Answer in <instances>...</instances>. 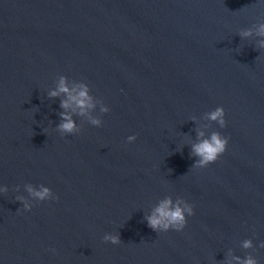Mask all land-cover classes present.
<instances>
[{"label": "water", "instance_id": "obj_1", "mask_svg": "<svg viewBox=\"0 0 264 264\" xmlns=\"http://www.w3.org/2000/svg\"><path fill=\"white\" fill-rule=\"evenodd\" d=\"M261 23L264 0H0V264H264ZM61 77L88 115L49 96ZM214 132L226 151L197 169ZM166 198L194 208L181 232L148 226Z\"/></svg>", "mask_w": 264, "mask_h": 264}, {"label": "clouds", "instance_id": "obj_2", "mask_svg": "<svg viewBox=\"0 0 264 264\" xmlns=\"http://www.w3.org/2000/svg\"><path fill=\"white\" fill-rule=\"evenodd\" d=\"M252 35L251 30H247L241 33L242 37H249ZM257 36L264 37V23L257 26ZM260 47H264V42L261 43ZM89 89L86 85L81 84L77 87L69 89L67 86L66 79L61 77L57 90L51 91L49 93L50 97H57L61 94L67 96L66 100L61 102V107L65 110L75 105L79 109L80 116H86L89 110L94 108L95 105L92 103V97L88 94ZM101 111L104 113L109 112L107 107H102ZM208 118L211 121H217L222 128L226 127L225 121V111L222 107L216 108L215 111L208 114ZM61 119L64 121L58 126V131L62 134L71 135L79 131L76 127L75 122L70 115L61 113ZM90 123L96 127L101 126V121L99 119L89 116ZM204 133H199V136H203ZM137 139L136 136H129L128 143H132ZM228 145V140L222 137L219 133H213L210 139H203L200 143L193 145L192 151L195 156L199 157L198 162L194 165L197 169L207 168L210 164H214L221 155L226 151ZM6 191V189H5ZM29 194L39 201L43 202L51 198V192L49 188H43L40 191H35L31 186L28 187ZM22 203H24V210L31 211L32 206L29 205L22 197H18ZM183 205V206H181ZM194 215V208L189 203L184 200H177L175 204L171 198H166L160 202L159 206L156 207L152 215L145 217L148 222V226L154 231L168 232L174 230L176 232H181L187 226L186 217H191ZM105 243H111L112 245H119L121 243L118 235H105L103 237ZM252 241L245 240L243 242V247L245 249L251 248ZM264 247V244L261 245ZM237 264H257V261L252 257H247L244 260H240L239 257H234Z\"/></svg>", "mask_w": 264, "mask_h": 264}]
</instances>
